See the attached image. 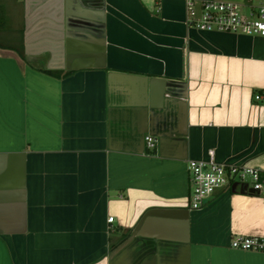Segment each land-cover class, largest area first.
<instances>
[{
  "label": "crops",
  "instance_id": "obj_1",
  "mask_svg": "<svg viewBox=\"0 0 264 264\" xmlns=\"http://www.w3.org/2000/svg\"><path fill=\"white\" fill-rule=\"evenodd\" d=\"M256 94L264 36L189 27L185 0H0V264H264L231 247L264 195L193 209L188 170L264 174Z\"/></svg>",
  "mask_w": 264,
  "mask_h": 264
},
{
  "label": "built area",
  "instance_id": "obj_2",
  "mask_svg": "<svg viewBox=\"0 0 264 264\" xmlns=\"http://www.w3.org/2000/svg\"><path fill=\"white\" fill-rule=\"evenodd\" d=\"M243 4L231 0H185L186 20L189 27L204 31H219L245 35L264 36V2ZM256 100H264L262 94ZM150 149L157 146L152 135L145 138ZM192 191L191 207L200 208L204 202L220 190H232L238 186L254 189L264 195V174L261 169L248 165H226L213 158L208 161L190 160L188 163ZM114 217H109L112 222ZM231 247L244 251L264 252V237L237 235Z\"/></svg>",
  "mask_w": 264,
  "mask_h": 264
},
{
  "label": "water",
  "instance_id": "obj_3",
  "mask_svg": "<svg viewBox=\"0 0 264 264\" xmlns=\"http://www.w3.org/2000/svg\"><path fill=\"white\" fill-rule=\"evenodd\" d=\"M242 191L243 192H252V193H255V190L254 189H245V188H243Z\"/></svg>",
  "mask_w": 264,
  "mask_h": 264
}]
</instances>
